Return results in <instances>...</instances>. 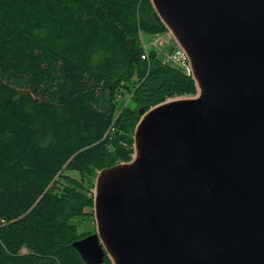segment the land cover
<instances>
[{
  "label": "trees",
  "instance_id": "trees-1",
  "mask_svg": "<svg viewBox=\"0 0 264 264\" xmlns=\"http://www.w3.org/2000/svg\"><path fill=\"white\" fill-rule=\"evenodd\" d=\"M166 31L151 0H0V264H86L77 220L99 171L132 160L138 110L197 94L142 59Z\"/></svg>",
  "mask_w": 264,
  "mask_h": 264
},
{
  "label": "water",
  "instance_id": "water-1",
  "mask_svg": "<svg viewBox=\"0 0 264 264\" xmlns=\"http://www.w3.org/2000/svg\"><path fill=\"white\" fill-rule=\"evenodd\" d=\"M194 98L138 110L135 158L101 170L86 264H264V0H151Z\"/></svg>",
  "mask_w": 264,
  "mask_h": 264
},
{
  "label": "rangeland",
  "instance_id": "rangeland-1",
  "mask_svg": "<svg viewBox=\"0 0 264 264\" xmlns=\"http://www.w3.org/2000/svg\"><path fill=\"white\" fill-rule=\"evenodd\" d=\"M161 37H162V39H161L162 44L158 47V49H156L155 46H154V42H155L156 39H159ZM142 41L145 42V44L147 45L148 51L156 50L158 52L157 55L159 56L162 64L168 58L169 55L174 53V51L177 52L176 56H177L178 59L179 58L183 59L182 56H181V49L177 45L175 39L172 37L171 33L168 32V31H166L165 33L155 34V35H151V36L146 34V35L142 36ZM163 41H164V43H163ZM149 55H150V53H149ZM149 55H148V58L146 60H149V58H150ZM175 63H178V62L175 61ZM164 66H166V65H164ZM171 68H173L175 70H178V71H182V70H180V67L178 65H176V64L173 65ZM182 72L185 75L187 74L185 71H182ZM187 77H189V76H187ZM190 77H191V79H193L192 76H190ZM197 92H198V90H197ZM196 95H194V96H183V97H177V98H194V97H196ZM131 96H132L131 94H128L127 96H125L127 98H125L124 100H123V97L121 96V99H122L121 101L125 102V106L126 105H131V103H130ZM171 99H175V98H171ZM168 100H170V99H168ZM71 174L73 176L79 178L78 174H74V173H71ZM98 174H97V176L95 178V181H94L95 184H96V179L98 177ZM92 191H94V193H95V188ZM88 212L91 215H88V217L86 219L84 218L83 220L82 219L77 220V225L79 226V231L81 233L90 232L91 233L90 235H92V234L96 233V231H97L95 215H94V209H93L92 212L91 211H88Z\"/></svg>",
  "mask_w": 264,
  "mask_h": 264
},
{
  "label": "built area",
  "instance_id": "built-area-1",
  "mask_svg": "<svg viewBox=\"0 0 264 264\" xmlns=\"http://www.w3.org/2000/svg\"><path fill=\"white\" fill-rule=\"evenodd\" d=\"M161 39H162V37L155 40L154 46L156 49H158V47L162 44ZM163 43H164V41H163ZM149 53L150 52L148 51V47L144 43V53L142 55V58L144 60H146L148 58ZM176 55H177V52L174 51L173 54L168 56V58L163 62V64L166 66H169V67H172L173 65L176 64L180 67V70L185 71L187 73L186 74L187 76H189V77L192 76V78H193V71H192L191 63H190L189 58L186 55V53L181 49V56L183 59H181V58L178 59ZM175 61H177L178 63H175ZM132 157H135V151H134Z\"/></svg>",
  "mask_w": 264,
  "mask_h": 264
}]
</instances>
